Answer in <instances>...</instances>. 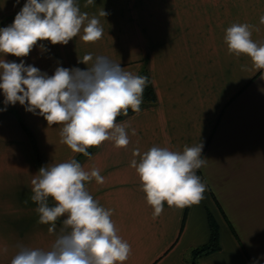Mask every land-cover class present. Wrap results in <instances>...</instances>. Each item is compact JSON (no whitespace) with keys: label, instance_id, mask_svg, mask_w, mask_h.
I'll list each match as a JSON object with an SVG mask.
<instances>
[{"label":"crops","instance_id":"obj_1","mask_svg":"<svg viewBox=\"0 0 264 264\" xmlns=\"http://www.w3.org/2000/svg\"><path fill=\"white\" fill-rule=\"evenodd\" d=\"M26 0H0V28L9 26ZM81 12L95 16L103 36L67 45L38 44L28 57H5L31 64L48 75L57 66L86 69V55L105 56L126 71L149 78L156 101L116 120L128 125L130 143L112 141L79 156L61 143L62 125L49 126L17 103L0 111V264H10L18 245L49 249L56 231L38 223L31 180L38 172L33 135L42 166L77 159L100 169L103 184L86 188L105 209L118 234L131 245L125 264H191V251L209 238L208 218L218 227L220 249L195 264H264V70L249 57L229 54L225 31L233 23L252 26V39L264 43V0H76ZM104 10L106 17L99 13ZM0 59L4 55L0 53ZM0 92V109L5 108ZM135 129L136 135L131 131ZM203 143L206 164L197 175L207 185L199 204L169 207L153 219L141 182L130 166L135 149L153 146L183 151ZM54 202L50 199L49 204ZM7 248V252L4 249Z\"/></svg>","mask_w":264,"mask_h":264},{"label":"clouds","instance_id":"obj_2","mask_svg":"<svg viewBox=\"0 0 264 264\" xmlns=\"http://www.w3.org/2000/svg\"><path fill=\"white\" fill-rule=\"evenodd\" d=\"M19 3V0H16ZM94 0H86L84 7ZM100 16L106 17L102 10ZM264 24V16L260 17ZM252 26L233 23L225 31L224 41L229 54L247 56L257 70H264V43L252 39ZM95 43L103 36L97 17L81 12L76 0H26L13 22L0 28V92L6 111L8 105L19 103L27 112L42 116L49 126L62 125L61 143L74 153L90 157L88 149L112 141L116 148L130 143L128 125L116 123L128 110L141 111L148 77L126 71L119 63L105 56L86 55V69L57 66L48 75L31 64L8 61L6 56L28 57L41 42L67 45L77 37ZM136 135L135 129L131 131ZM203 143L185 146L183 151L153 146L140 153L135 149L130 166L135 169L153 209V219L169 207L184 208L204 199L207 185L197 175L206 160L202 158ZM103 184L100 169L90 171L76 159L40 167L31 180V200L37 204L38 223L50 225L63 219V230L47 250L18 245L10 264H125L131 245L119 234L111 219L112 210L105 209L86 188V182ZM54 203L49 204V200ZM7 252V248L4 249Z\"/></svg>","mask_w":264,"mask_h":264},{"label":"trees","instance_id":"obj_3","mask_svg":"<svg viewBox=\"0 0 264 264\" xmlns=\"http://www.w3.org/2000/svg\"><path fill=\"white\" fill-rule=\"evenodd\" d=\"M143 76H146V75H143ZM155 101H156V97H155L151 83L148 78V84L144 89L143 101H142L141 106L153 104ZM132 112L133 111L131 109L128 110V114H131ZM123 116L124 115L118 116L117 120L122 118ZM20 127L22 131L24 132V134L26 135V137L28 138V140L30 141V143L32 144L33 151H34V157L36 159L38 166L42 167V161H41L39 151H38V148H37V145H36V142H35V139L32 133L23 124H20ZM91 149L92 147L88 149V152H90ZM79 156H84V155L80 154ZM208 224H209L208 241L204 245L197 247L191 251V258H192L191 264H195L198 258L214 253L220 249L219 242H218V227L211 220V218H208Z\"/></svg>","mask_w":264,"mask_h":264}]
</instances>
